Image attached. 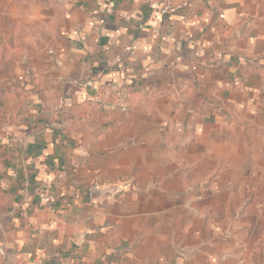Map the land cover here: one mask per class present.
<instances>
[{
  "label": "crops",
  "instance_id": "0c3cea01",
  "mask_svg": "<svg viewBox=\"0 0 264 264\" xmlns=\"http://www.w3.org/2000/svg\"><path fill=\"white\" fill-rule=\"evenodd\" d=\"M0 5V264H264V0Z\"/></svg>",
  "mask_w": 264,
  "mask_h": 264
},
{
  "label": "built area",
  "instance_id": "2783aa9c",
  "mask_svg": "<svg viewBox=\"0 0 264 264\" xmlns=\"http://www.w3.org/2000/svg\"><path fill=\"white\" fill-rule=\"evenodd\" d=\"M164 13L167 12V9L165 11H163ZM124 84L127 85L128 81L125 79ZM128 94L126 92V90L123 92L122 94V99L125 100L127 98ZM38 196H40L42 199L47 200L49 202L53 201V196L51 194V186H50V182L46 181L43 183L41 189L39 190Z\"/></svg>",
  "mask_w": 264,
  "mask_h": 264
},
{
  "label": "rangeland",
  "instance_id": "374dc122",
  "mask_svg": "<svg viewBox=\"0 0 264 264\" xmlns=\"http://www.w3.org/2000/svg\"><path fill=\"white\" fill-rule=\"evenodd\" d=\"M1 6V5H0ZM2 8V7H1ZM15 39H17V34L15 35Z\"/></svg>",
  "mask_w": 264,
  "mask_h": 264
}]
</instances>
